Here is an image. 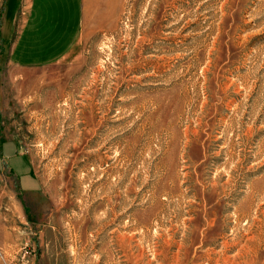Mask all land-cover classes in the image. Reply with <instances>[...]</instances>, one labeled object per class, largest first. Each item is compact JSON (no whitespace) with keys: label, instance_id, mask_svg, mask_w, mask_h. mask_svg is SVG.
I'll return each mask as SVG.
<instances>
[{"label":"rangeland","instance_id":"rangeland-1","mask_svg":"<svg viewBox=\"0 0 264 264\" xmlns=\"http://www.w3.org/2000/svg\"><path fill=\"white\" fill-rule=\"evenodd\" d=\"M81 1L66 57H0L38 182L2 162L0 264H264V0Z\"/></svg>","mask_w":264,"mask_h":264},{"label":"crops","instance_id":"crops-1","mask_svg":"<svg viewBox=\"0 0 264 264\" xmlns=\"http://www.w3.org/2000/svg\"><path fill=\"white\" fill-rule=\"evenodd\" d=\"M23 4H26V10L21 13ZM82 16L81 0H2L0 57L7 53L10 64L23 68L54 64L76 45ZM3 161L10 162L14 175L20 173L22 184L18 178L17 181L22 195L38 190L32 168L17 154L14 142L0 140V167Z\"/></svg>","mask_w":264,"mask_h":264}]
</instances>
